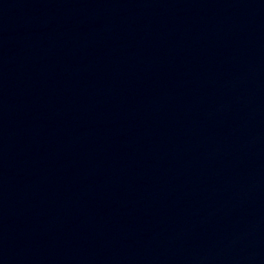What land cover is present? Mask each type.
Instances as JSON below:
<instances>
[{
  "label": "water",
  "instance_id": "95a60500",
  "mask_svg": "<svg viewBox=\"0 0 264 264\" xmlns=\"http://www.w3.org/2000/svg\"><path fill=\"white\" fill-rule=\"evenodd\" d=\"M0 264H264V0H0Z\"/></svg>",
  "mask_w": 264,
  "mask_h": 264
}]
</instances>
